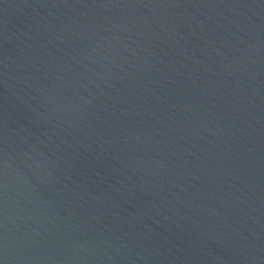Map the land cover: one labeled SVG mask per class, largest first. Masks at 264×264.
<instances>
[{
    "label": "water",
    "instance_id": "1",
    "mask_svg": "<svg viewBox=\"0 0 264 264\" xmlns=\"http://www.w3.org/2000/svg\"><path fill=\"white\" fill-rule=\"evenodd\" d=\"M0 264H264V0H0Z\"/></svg>",
    "mask_w": 264,
    "mask_h": 264
}]
</instances>
